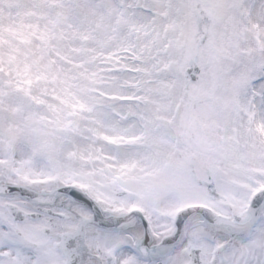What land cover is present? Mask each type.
Segmentation results:
<instances>
[{"label":"snow or ice","instance_id":"snow-or-ice-1","mask_svg":"<svg viewBox=\"0 0 264 264\" xmlns=\"http://www.w3.org/2000/svg\"><path fill=\"white\" fill-rule=\"evenodd\" d=\"M0 264H264V0H0Z\"/></svg>","mask_w":264,"mask_h":264}]
</instances>
